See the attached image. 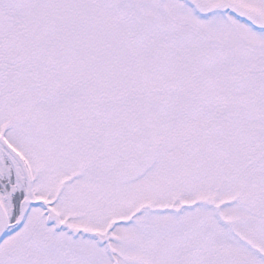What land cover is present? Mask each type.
<instances>
[{
	"label": "snow or ice",
	"instance_id": "obj_1",
	"mask_svg": "<svg viewBox=\"0 0 264 264\" xmlns=\"http://www.w3.org/2000/svg\"><path fill=\"white\" fill-rule=\"evenodd\" d=\"M0 264H264V0H0Z\"/></svg>",
	"mask_w": 264,
	"mask_h": 264
}]
</instances>
